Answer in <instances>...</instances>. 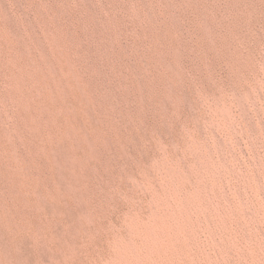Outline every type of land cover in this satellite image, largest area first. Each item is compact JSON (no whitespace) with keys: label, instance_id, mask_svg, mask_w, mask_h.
Returning a JSON list of instances; mask_svg holds the SVG:
<instances>
[{"label":"rangeland","instance_id":"374dc122","mask_svg":"<svg viewBox=\"0 0 264 264\" xmlns=\"http://www.w3.org/2000/svg\"><path fill=\"white\" fill-rule=\"evenodd\" d=\"M0 264H264V0H0Z\"/></svg>","mask_w":264,"mask_h":264}]
</instances>
